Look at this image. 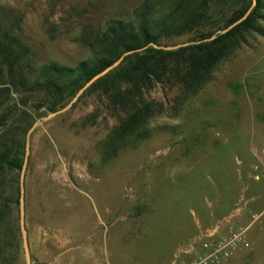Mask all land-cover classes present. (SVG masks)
I'll use <instances>...</instances> for the list:
<instances>
[{
	"label": "rangeland",
	"instance_id": "1",
	"mask_svg": "<svg viewBox=\"0 0 264 264\" xmlns=\"http://www.w3.org/2000/svg\"><path fill=\"white\" fill-rule=\"evenodd\" d=\"M149 1L159 9L169 4ZM243 1L237 0L234 7ZM143 2L0 0V34L8 29L15 36V48L24 52L20 65L28 77L23 82L15 66L12 85L8 65L0 57V102L16 104L9 118L46 116L50 112L46 107L36 111V102L44 99L32 89L40 70L53 62L73 69L92 58L100 51L92 47L97 30L117 19L132 20ZM260 16L254 29L245 33V41L197 94L182 102L180 84L171 83L146 91L144 99L161 102L164 110L147 122L144 138L128 139L115 155L105 145L119 124L118 116L124 114L100 92L87 94L37 126L25 174L26 229L39 218L35 211L53 200L60 205L48 213L61 224L71 228L83 221L84 233L93 226L102 233L107 229L96 242H110L104 243L106 248L120 260V252L131 246L142 253L144 235L157 226L165 235L160 246L165 252L172 236L183 242L197 231L194 222L203 227L218 222L222 228L248 224L251 213L264 208V181L251 183L252 201L245 205L239 201L249 180L252 149L264 140V5ZM195 36L185 34L169 43L188 42ZM239 206L240 215L224 224ZM188 207L196 209L195 216L188 218ZM247 236L250 249L236 252L223 264H264V218L251 226ZM8 249L0 252V264H25L22 244L18 254ZM238 255L242 258L236 262Z\"/></svg>",
	"mask_w": 264,
	"mask_h": 264
},
{
	"label": "trees",
	"instance_id": "2",
	"mask_svg": "<svg viewBox=\"0 0 264 264\" xmlns=\"http://www.w3.org/2000/svg\"><path fill=\"white\" fill-rule=\"evenodd\" d=\"M166 1L169 4L159 9L149 0H144L135 10L132 20L117 19L104 29L97 30L92 47L98 46L99 53L79 62L75 68L53 62L40 70L32 82V89L44 100L36 102V111L44 107L50 112L63 108L87 81L123 53L148 46L127 55L78 99L100 92L113 109L123 112L124 115L118 116L119 124L110 132L105 145L115 155L128 139L144 138L147 122L164 110L161 102L146 101L144 93L156 84L171 83L180 84L182 102L197 94L211 81L213 72L222 61L245 41V33L254 29L264 5V0H256L255 7L243 22L212 41L165 51L156 49L152 44L175 45L169 41L189 33L196 35L190 41L207 39L240 19L252 4V0H244L243 5L236 8L233 4L237 0ZM219 6L218 10L213 9ZM229 11L225 21L220 22V18ZM10 33L5 29L0 34V57L3 64L8 65L12 85L15 66L23 82L27 83L28 77L20 65L24 52L15 48L17 40ZM6 90L9 91V88ZM15 108V103L0 102V252L6 253L11 247L12 252L18 254L22 244L18 216L19 176L25 155L26 134L36 118H9Z\"/></svg>",
	"mask_w": 264,
	"mask_h": 264
},
{
	"label": "crops",
	"instance_id": "3",
	"mask_svg": "<svg viewBox=\"0 0 264 264\" xmlns=\"http://www.w3.org/2000/svg\"><path fill=\"white\" fill-rule=\"evenodd\" d=\"M248 179L243 184L239 197V201H243L245 204L254 199L249 198L248 195L251 189V183L256 182L251 178L250 172ZM59 205V202L53 200L51 202L48 201V205L45 204L39 210L35 211V214L38 213L39 218L35 217L30 227H27L32 264H118L119 261V264H139V262H142V264H156L157 260H165L160 264H169L178 249L185 246L201 231L215 225L203 227L202 225H197V222H194L197 231L183 242H180L178 239H176V242L175 237L172 236V238L168 239V242L170 240L169 250L165 252H162L160 249L165 235L159 231L157 226L156 230H152L153 232L149 231L146 233L147 235H144L141 243L143 248L141 250L142 253H138L131 246L120 252L121 254L118 256L120 260H118L113 249L111 250L105 246V244H109L110 242L108 243L104 240L103 245H99V239L96 242V239L101 235L103 237L106 236L107 229L102 233L100 229L93 226L89 232L84 233L80 229L83 225L82 223H84L83 221L75 222L71 228L67 226L68 224H61L58 218L57 220L48 213L52 207H58ZM195 212L197 211L194 207H188V218L192 215L195 216ZM172 220L174 221V218ZM97 222L98 225L102 223L101 214ZM151 240L156 242V245L155 243L151 244ZM148 243L151 245L154 244V248ZM241 258V255H238L235 261L237 262Z\"/></svg>",
	"mask_w": 264,
	"mask_h": 264
},
{
	"label": "built area",
	"instance_id": "4",
	"mask_svg": "<svg viewBox=\"0 0 264 264\" xmlns=\"http://www.w3.org/2000/svg\"><path fill=\"white\" fill-rule=\"evenodd\" d=\"M253 162L250 176L256 181H264V140L252 149ZM243 202V201H242ZM242 204L245 205V202ZM242 207L234 209L224 224L240 215ZM264 218V208L251 213L248 224L238 228H222L219 223L201 231L185 246L177 250L169 264H223L228 262L236 252L247 251L251 247L247 233L251 226Z\"/></svg>",
	"mask_w": 264,
	"mask_h": 264
},
{
	"label": "water",
	"instance_id": "5",
	"mask_svg": "<svg viewBox=\"0 0 264 264\" xmlns=\"http://www.w3.org/2000/svg\"><path fill=\"white\" fill-rule=\"evenodd\" d=\"M255 5H256V0H252V4H251L250 8L247 10V12L240 19H238L237 21H235L234 23L229 25L227 28L218 30L211 37H209L207 39H204L201 41H188V42L175 44V45H171V46L156 45V44H152V45L156 49L170 51V50L179 49L181 47H186V46L191 45V44H199L201 42L212 41L215 38H217L219 35H223V34L227 33L229 30H231L232 28H234L235 26H237L238 24L243 22L248 17V15L250 14L251 10L255 7ZM147 47L148 46H145V47H142L139 49H134V50H130V51L123 53L114 63H112L110 66H108L103 71L96 74L89 81H87L78 90V92L74 95V97L63 108L56 110V111L49 112L46 116L39 118L38 120H36L33 123V125L28 130V132L26 134V142H25V155H24L23 165H22V169L20 172V176H19V205H18L19 229H20V234H21L22 248H23L25 264H32L31 252H30V247H29V242H28L27 229H26V224H25V174H26V169H27V165H28V161H29V155H30V151H31V148H30L31 134L33 133V131L35 130V128L37 126L41 125L42 123L48 121L49 119H51V118H53L59 114L66 112L67 110H69L78 101L80 96L93 83H95L97 80L104 77L110 71H112L114 68H116L127 55L132 54L134 52L142 51Z\"/></svg>",
	"mask_w": 264,
	"mask_h": 264
}]
</instances>
